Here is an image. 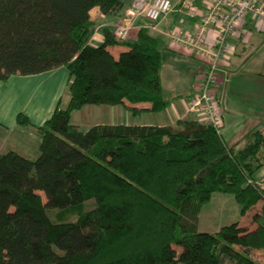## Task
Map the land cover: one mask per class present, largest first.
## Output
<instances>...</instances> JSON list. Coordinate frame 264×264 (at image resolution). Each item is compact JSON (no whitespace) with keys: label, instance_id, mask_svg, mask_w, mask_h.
I'll return each mask as SVG.
<instances>
[{"label":"trees","instance_id":"trees-1","mask_svg":"<svg viewBox=\"0 0 264 264\" xmlns=\"http://www.w3.org/2000/svg\"><path fill=\"white\" fill-rule=\"evenodd\" d=\"M133 1L0 0V80L63 67L71 81L66 108L59 103L36 127L38 157L0 153V264H260L250 253L264 250V132L236 149L199 120L86 131L71 121L89 104L123 106L134 117L169 107L158 38L142 28L136 41L119 42L105 28L104 42L91 44V11L113 15ZM120 45L129 49L116 58ZM17 122L33 126L24 113ZM215 194L232 196L242 215L262 201L257 227L198 231ZM91 200L96 207L80 212ZM49 210L77 219L54 221Z\"/></svg>","mask_w":264,"mask_h":264},{"label":"crops","instance_id":"crops-1","mask_svg":"<svg viewBox=\"0 0 264 264\" xmlns=\"http://www.w3.org/2000/svg\"><path fill=\"white\" fill-rule=\"evenodd\" d=\"M174 1L177 2L178 0ZM128 9L107 16L103 15L98 7H95L91 11V18L96 31L91 44L94 46L102 44L105 40L103 30L109 28L114 31V28L125 18ZM182 21V14L179 12L171 14L167 20L157 25L152 23L145 25L143 19L140 18L134 23L127 40H136L139 30L147 28L160 42L163 41L165 51H163L161 80L164 93L171 102L166 111L161 114H149L153 117L150 120L124 122L123 117L132 114L123 106L89 104L80 110L88 109L90 110L88 113L93 114L94 121L89 123L88 129L99 124L177 126L181 121L197 120L196 116L190 112V106L196 95V81L203 65L190 52L173 47L169 37L171 31L176 28L193 27L194 22L191 19ZM244 29L248 32L247 35L231 40V44L235 46V54L221 68V85L218 91V97L222 101L225 114L223 138L229 147L236 149L243 147L242 143L246 142L250 133L254 131L264 132V31L259 30L250 18ZM128 49L129 47L121 45L112 48L111 51L117 58L120 53ZM67 74L69 75L68 70L61 67L33 76L15 75L6 82L0 80V83L10 88L8 92L3 93L4 100L6 99V103H9L7 105L10 113L15 111V101L18 97L31 95L32 98L30 99L33 100V105L28 106L27 109H24L25 111L14 113V122L11 124L6 123L0 117V129L9 130L10 127H16L18 114L24 113L33 124L29 127L37 131L36 127L42 126L53 115L60 103L55 105L58 97H54L53 100L49 99V104L44 103L47 100V90L51 91L56 81L64 78ZM27 91L30 92L27 93ZM77 126L80 127V125ZM12 141L13 144L5 143L3 148L1 146L0 153L16 151L27 156L21 142L16 141L15 138ZM8 142L10 141L8 140ZM257 181L264 187V167L258 172ZM240 225L251 230L257 227L255 222L248 225L240 223ZM221 228L222 226H218L217 230L206 232L217 233ZM237 249L243 250L241 247H237ZM250 257L256 262L264 264V252L259 254L253 250Z\"/></svg>","mask_w":264,"mask_h":264},{"label":"built area","instance_id":"built-area-1","mask_svg":"<svg viewBox=\"0 0 264 264\" xmlns=\"http://www.w3.org/2000/svg\"><path fill=\"white\" fill-rule=\"evenodd\" d=\"M175 12L182 14V22L194 23L192 28L172 30L171 45L190 52L203 65L190 112L223 136L225 114L218 97L221 68L235 54L231 40L247 35L244 26L249 18L264 31V0H134L113 35L126 42L138 19L157 25Z\"/></svg>","mask_w":264,"mask_h":264},{"label":"rangeland","instance_id":"rangeland-1","mask_svg":"<svg viewBox=\"0 0 264 264\" xmlns=\"http://www.w3.org/2000/svg\"><path fill=\"white\" fill-rule=\"evenodd\" d=\"M143 23L145 25L150 24V22L145 19H143ZM145 29L148 30L147 28ZM134 41L136 40L133 39L130 42H134ZM159 46L162 51H165L163 41L160 42ZM0 84H1L0 85V117L6 123L11 124L12 122H14L13 116L16 111L22 112L24 109H27L28 106L33 105V100L30 99L32 98V96L27 95L26 97H22L23 96L22 95L18 97L17 100L15 101V106H14L15 111H12L13 113L12 112L10 113L7 105L9 103H6V99L4 100L5 97L3 95V93L8 92L10 88H8L6 85H3V83ZM70 85H71V81L69 79V75L67 74L64 78H61L59 81H56V84L54 85L51 91L47 90L48 95L46 98L48 101L46 100L44 103L49 104V99L53 100L54 97L56 98L58 97L55 105H57L60 102V107L65 109L71 97ZM28 92L30 91H27V93ZM88 111L90 110L84 109L83 111L79 110L72 114V119H71L72 123L80 125V128L83 131H86L89 127V123H92L94 121L93 114H89ZM151 118H153L152 115H146V116L144 115L138 117L127 115L123 117V121L127 122L131 120L132 122H141L144 120H150ZM13 138H15L16 141L21 142V144L24 147L23 149L29 159H36L38 157L41 135L37 131H34L31 127L20 126L19 124L16 125V127L14 126L10 127L9 130L0 129V147L2 146L3 148L5 146V143L13 144L14 143L12 141ZM8 140L10 142H8ZM244 145L245 142L242 143V146ZM41 194L44 200L46 201L45 194L44 193ZM96 205L97 204L95 200L88 201L81 206L79 211L80 212L90 211L94 209ZM262 205L263 202L261 201L258 205L253 207L245 215H242L241 208L239 207L238 204L235 203L232 196L215 194L213 196L211 203L205 205L201 209V213L199 215V222H198V231L205 232V231L217 230L218 226L223 227L225 225H229L236 221H239L242 225H248L250 223L252 224L254 223V219H253L254 216L256 214L262 213ZM76 214L77 212L75 211L59 213L55 210H49V215L54 221H57L58 218L69 219V221H75L77 219ZM176 250L179 253L181 252V250L178 247H176ZM254 251L259 252V254L260 253L262 254L264 252V250H254Z\"/></svg>","mask_w":264,"mask_h":264}]
</instances>
